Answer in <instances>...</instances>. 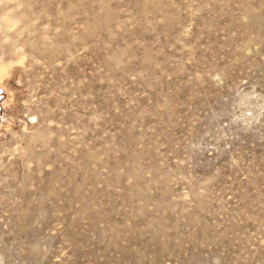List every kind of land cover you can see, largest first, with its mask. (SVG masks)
Returning a JSON list of instances; mask_svg holds the SVG:
<instances>
[{"label":"rangeland","instance_id":"1","mask_svg":"<svg viewBox=\"0 0 264 264\" xmlns=\"http://www.w3.org/2000/svg\"><path fill=\"white\" fill-rule=\"evenodd\" d=\"M0 264H264V0H0Z\"/></svg>","mask_w":264,"mask_h":264},{"label":"bare ground","instance_id":"2","mask_svg":"<svg viewBox=\"0 0 264 264\" xmlns=\"http://www.w3.org/2000/svg\"><path fill=\"white\" fill-rule=\"evenodd\" d=\"M250 94V93H249Z\"/></svg>","mask_w":264,"mask_h":264}]
</instances>
